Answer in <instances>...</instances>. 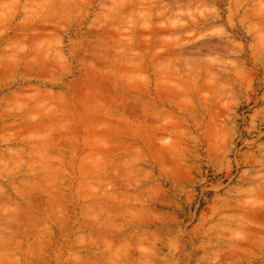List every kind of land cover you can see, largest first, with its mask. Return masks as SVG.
I'll return each mask as SVG.
<instances>
[{
    "label": "clouds",
    "instance_id": "9594fccd",
    "mask_svg": "<svg viewBox=\"0 0 264 264\" xmlns=\"http://www.w3.org/2000/svg\"><path fill=\"white\" fill-rule=\"evenodd\" d=\"M0 264H264V0H0Z\"/></svg>",
    "mask_w": 264,
    "mask_h": 264
}]
</instances>
